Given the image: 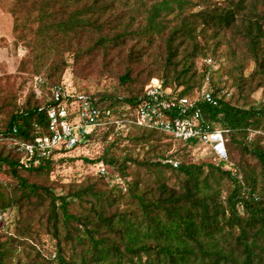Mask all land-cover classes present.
Segmentation results:
<instances>
[{
	"label": "trees",
	"instance_id": "1",
	"mask_svg": "<svg viewBox=\"0 0 264 264\" xmlns=\"http://www.w3.org/2000/svg\"><path fill=\"white\" fill-rule=\"evenodd\" d=\"M10 13L35 15L37 27L22 26L17 41L31 47V62L40 59L33 55L39 45L52 64L43 77L44 96L42 88L37 95L29 86L17 102L0 89V213L7 214L0 224V264H264V102L244 100L258 88L264 94V0H15ZM227 35L243 44L253 69L245 75L237 61L226 91L213 72L217 103L200 104L208 124L224 132L227 162L180 156L173 167V155L157 150L193 142L136 125L116 133L110 125L94 129L85 143L116 136L147 147L142 158H118L115 141L109 142L100 157L85 159L103 164L105 175L63 184L49 177L56 160L23 168L20 154L7 149L11 136L29 142L48 134L46 110L55 104L51 89L65 90L66 54L74 76L83 78L99 58L100 71L117 82L115 91L70 94H87L120 119L132 113L153 76L180 96L197 93L208 71L198 74L195 60H216ZM27 61L19 62L18 72ZM44 237L53 242L49 254L42 252Z\"/></svg>",
	"mask_w": 264,
	"mask_h": 264
},
{
	"label": "built area",
	"instance_id": "2",
	"mask_svg": "<svg viewBox=\"0 0 264 264\" xmlns=\"http://www.w3.org/2000/svg\"><path fill=\"white\" fill-rule=\"evenodd\" d=\"M204 64L213 70L216 66L210 58ZM209 75L207 72L203 86L195 97L180 96L177 90L165 89L159 78H151L132 113L120 119L112 118L109 111L98 109L87 94H70L60 87L52 88L55 104L46 110L48 134L36 136L29 142L11 136L6 138L7 149L18 152L19 165L28 168L38 165L42 159L57 160L87 146L85 139L96 128L114 125L115 132L120 133L127 132L130 125H136L161 132L174 140L193 142V146H199L213 162H227L224 132L213 129L200 108L202 103H217ZM32 80L33 88L39 95L43 80L39 76H34ZM3 139L0 138V141ZM171 163L173 167L178 165L177 161ZM95 166L97 175L107 173L103 164ZM6 223L7 214L0 213V224L3 226Z\"/></svg>",
	"mask_w": 264,
	"mask_h": 264
},
{
	"label": "rangeland",
	"instance_id": "3",
	"mask_svg": "<svg viewBox=\"0 0 264 264\" xmlns=\"http://www.w3.org/2000/svg\"><path fill=\"white\" fill-rule=\"evenodd\" d=\"M15 0H0V89H5L9 96H14L17 102H21L20 97L26 95L29 86L33 87V77L39 76L43 80V85L40 87L44 88L46 86L44 76L47 73L48 68L52 64V55L41 50L39 45L33 50V55L37 54L40 56L39 60H29V50L31 47L27 48L25 44L21 41H17V36L21 34L22 26L35 29L37 23L35 20V15L32 13L26 17L19 16L15 14L14 16L10 13V8L14 5ZM16 17V26L15 25ZM27 38L35 39L34 41L41 44L42 41L34 38L32 34H27ZM228 41V43L226 42ZM264 47V43H263ZM234 54V55H233ZM217 57L215 61V68H205L204 62L201 59L195 60V68L197 73L200 74L207 70L210 74L213 72V80L216 81L221 77L220 85L224 87V90H228L229 86H232L231 80L236 78V68L235 64L241 62L244 67V74L248 75L253 69V63L248 58L246 50L243 44L238 40H233L227 35L226 38L222 39V45L217 50ZM157 49L155 46L150 48L149 57L151 59H157ZM28 60L25 65L24 72H18L19 62L21 60ZM65 59L67 61V67L64 70L61 78L60 85L69 93L74 92H88L91 94L100 93L103 91L113 92L117 86V82L114 77H109L108 73H102L100 71L99 58L93 60L87 68L86 78L80 75L75 77L73 73V60L71 55L66 54ZM36 67L37 70L34 69ZM38 71L39 73H34ZM104 75L103 77H99ZM152 78H159L158 76H153ZM255 87V82L249 85L250 88ZM40 88V89H41ZM42 88V96H44V90ZM39 89V91H40ZM230 89V88H229ZM224 91V92H225ZM232 93V90L229 91ZM40 93V92H39ZM196 92L193 96H196ZM247 105H255L264 102V94L261 88L250 94L249 98L244 99ZM243 100L239 103L242 104ZM120 137L124 138V135ZM115 141V147L113 152L118 158H122L125 154H131L133 157L142 158L143 152L145 153L147 147H139L131 145L130 141L119 139L116 136H112L104 140L103 138H96L91 140L87 146L80 147L72 153H68L63 158H58L55 162L54 168L50 173V180L58 183H80L85 178H96L98 175L96 173L97 168L94 164L87 163V160H93L102 155L103 150L109 142ZM166 142L162 140L161 143ZM165 144V143H164ZM167 146L163 145L157 152L165 155H173V158L180 162L183 158L184 160H191L192 162H210L211 158L203 152L199 146H192L190 148H184L182 144L177 142L170 143L169 149L166 151ZM160 150V151H159ZM153 151V150H152ZM149 151V155L153 152ZM144 180L146 179L143 173L138 174ZM172 184V180L169 181ZM10 229L12 224L9 225ZM44 247L42 252L49 254L54 248L53 242L43 238Z\"/></svg>",
	"mask_w": 264,
	"mask_h": 264
}]
</instances>
